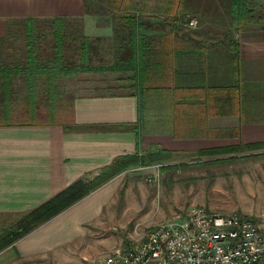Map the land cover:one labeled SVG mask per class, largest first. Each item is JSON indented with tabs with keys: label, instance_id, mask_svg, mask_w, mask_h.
Wrapping results in <instances>:
<instances>
[{
	"label": "crops",
	"instance_id": "0c3cea01",
	"mask_svg": "<svg viewBox=\"0 0 264 264\" xmlns=\"http://www.w3.org/2000/svg\"><path fill=\"white\" fill-rule=\"evenodd\" d=\"M133 1L125 4L132 6ZM155 1L156 7L146 12L145 5L138 6L137 13L173 22L168 32L161 31L170 33V72L153 87L132 82L126 93L77 96L71 120L65 122L61 112L63 119L51 122L48 101L43 106L44 87L35 99L26 72L11 71L28 63L6 38L19 20L90 16L87 4L0 0V222L7 217L17 221L125 155L170 151V165L193 157H264V147H246L264 142V0H250L253 12L241 23L234 22L233 0ZM191 16L200 17L197 30L176 20ZM210 150L218 153L199 156ZM117 177L0 254L10 250L30 259L58 255L74 245L81 254L91 225L107 220L105 210L118 189Z\"/></svg>",
	"mask_w": 264,
	"mask_h": 264
},
{
	"label": "rangeland",
	"instance_id": "374dc122",
	"mask_svg": "<svg viewBox=\"0 0 264 264\" xmlns=\"http://www.w3.org/2000/svg\"><path fill=\"white\" fill-rule=\"evenodd\" d=\"M129 1L123 0L124 3ZM140 1L142 0L133 1L132 11L137 12L138 6L145 5L146 12H148L146 9L156 7L155 0H145V3L138 5ZM251 3L253 4V1L249 0V7ZM251 12L253 9L249 14ZM110 14L112 16L109 17L92 15L66 17L67 37L64 53L67 64L86 63L82 52L85 46L84 39L88 38L90 45H93L89 66L99 68L98 71L79 72L60 79L59 86L67 97V103L70 98L86 94L126 93L130 90L129 86L136 83L132 79L133 72L117 71L116 68H112L119 65L121 60L118 58L123 52L121 47H125L127 42L124 41L126 33L125 17L122 16L124 12ZM142 17L146 26H152L148 32L149 36L164 35L161 31L168 32L169 23H173L169 21V17L162 18L158 15ZM180 19H176L179 21L178 24L187 25L190 30H197L201 23L200 17L196 16ZM191 19H196L197 24L192 26ZM52 21L53 18L34 19L32 33L37 44V55L42 63L50 62L54 55ZM26 26V21H17L16 29L9 32L6 38L11 42L12 51L17 49L19 59L27 58L30 37ZM166 34L169 38L170 33ZM39 84L40 88L47 85L45 77L40 78ZM63 101L65 103V100ZM65 114L69 115L68 109ZM70 116L71 114L64 121H70ZM169 160L138 164L114 176V178L118 176L115 181L119 185L114 198L106 207L107 220L105 223L94 222L91 225L93 231L91 230L81 242L83 245L80 249L81 254L79 250L77 251V245H74V249L67 247L61 250L58 255L30 259L16 257L14 252L7 250L0 254V264H97L99 257L115 248L131 247L140 243L152 227L166 219L185 215L193 205L204 206L217 213L239 211L255 219L264 220V157L257 155L231 156L224 159L208 157L203 161L201 158L193 157L185 164L183 162L165 168L166 165H170ZM156 165H160L159 168H156ZM139 166L146 168L134 169ZM149 177H154L155 180L149 181ZM13 221L16 223V218L7 217L1 221L0 234L11 227ZM85 251L86 253H83Z\"/></svg>",
	"mask_w": 264,
	"mask_h": 264
},
{
	"label": "trees",
	"instance_id": "16d2710c",
	"mask_svg": "<svg viewBox=\"0 0 264 264\" xmlns=\"http://www.w3.org/2000/svg\"><path fill=\"white\" fill-rule=\"evenodd\" d=\"M234 1V22L241 23L246 20L250 11L248 6L249 0H233ZM87 10L92 16H112L110 13L124 12L122 16L125 17L124 28L126 33L124 41L127 45L121 48L123 52L120 55L121 61L116 67L117 71L123 70L133 72V78L136 84L141 87H153V83L161 81L164 74H168L171 70V63L169 57L171 48L169 44L168 34L149 36L145 20L141 14L132 11V6L123 2V0H85ZM67 18L58 17L53 18L52 26L54 27V55L50 62H40L33 37L34 20L29 19L26 21L28 27V35L30 43L27 51V66L18 65L16 70L12 72L19 73L20 71L26 72L28 79V87L33 89L34 98H40V78L45 77L46 86L44 87L43 100L46 106L47 101L50 107L51 122H56L61 112H64L63 117L66 119L72 114V106L75 98H70L67 103V97L60 89V79L76 75L79 72L98 71L95 67L90 65V53L93 45H90L88 38L84 39V49L82 57L84 65H69L66 62L64 48L66 44V20ZM167 25V23H164ZM157 36V37H156ZM168 38V39H167ZM120 48V49H121ZM105 70V68H101ZM65 100V103L64 101ZM43 103V102H42ZM39 108V107H38ZM69 110V115L65 111ZM67 113V112H66ZM63 117H60V119ZM249 148L264 147V142L252 143L246 145ZM232 149V148H231ZM226 149V152H229ZM221 151V150H220ZM218 150L201 151L199 155L217 154ZM174 153L165 150L153 151L144 155L130 154L118 158L111 165L104 167L102 171L95 176L86 175L74 183H72L65 190L61 191L50 200L39 206L38 208L24 214L16 223L11 227L4 230L0 234V252L8 246L14 244L19 238L30 233L46 221L50 220L63 210L75 204L80 199L84 198L92 191L100 187L105 182L109 181L118 173L138 165L150 164L153 162H164L172 158ZM171 167L174 165H166Z\"/></svg>",
	"mask_w": 264,
	"mask_h": 264
},
{
	"label": "built area",
	"instance_id": "2783aa9c",
	"mask_svg": "<svg viewBox=\"0 0 264 264\" xmlns=\"http://www.w3.org/2000/svg\"><path fill=\"white\" fill-rule=\"evenodd\" d=\"M97 264H264V222L193 205L185 215L152 227L140 243L99 257Z\"/></svg>",
	"mask_w": 264,
	"mask_h": 264
}]
</instances>
